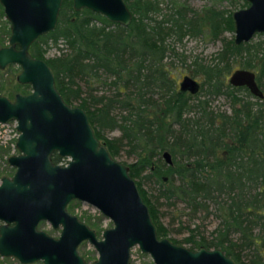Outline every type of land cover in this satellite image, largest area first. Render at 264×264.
Returning a JSON list of instances; mask_svg holds the SVG:
<instances>
[{
  "label": "trees",
  "instance_id": "obj_1",
  "mask_svg": "<svg viewBox=\"0 0 264 264\" xmlns=\"http://www.w3.org/2000/svg\"><path fill=\"white\" fill-rule=\"evenodd\" d=\"M123 1L132 14L127 27L89 10L74 11L71 0H62L55 29L30 46V55L44 60L62 100L69 106L75 102L86 114L111 158L122 151L134 157L128 174L158 237L169 233L160 221L163 204L182 203L188 221L213 205L218 222L211 240L186 226L188 236L172 242L190 250L220 249L236 264H258L264 255V96L248 101L247 93L241 96L225 85L224 75L230 59L237 58L242 68L256 72L264 95V40L234 46L220 39L224 30L232 31L222 12L192 13L187 19L181 9L161 12L156 0ZM205 29L222 49L216 64L201 66L200 92L228 98V113L213 112L204 98L180 93L172 72L170 57L176 54L165 41L180 42ZM48 44L58 53L44 59ZM113 132L118 135L106 137ZM143 183L154 194L143 190Z\"/></svg>",
  "mask_w": 264,
  "mask_h": 264
},
{
  "label": "water",
  "instance_id": "obj_2",
  "mask_svg": "<svg viewBox=\"0 0 264 264\" xmlns=\"http://www.w3.org/2000/svg\"><path fill=\"white\" fill-rule=\"evenodd\" d=\"M249 6L232 15L234 44L264 33V0H246ZM75 11L86 9L109 23L127 27L131 14L122 0H71ZM10 28L6 47L0 48V70L9 65L20 69L16 82L28 85L27 95L12 101L0 96V124L16 122L18 155L7 163L11 178L0 183V256L14 257L23 264H85L76 248L86 240L98 252L92 264H128V251L137 246L155 264H234L219 250L190 251L158 239L147 207L128 167L113 160L94 137L86 114L68 106L59 95L46 64L28 54L29 46L55 29L61 0H0ZM232 86H246L261 94L251 72L238 70L229 78ZM180 90L194 93L198 85L185 76ZM70 158L65 167L50 157ZM167 165L170 155L162 153ZM77 200L109 218L113 228L96 241L93 232L65 211ZM264 217V212H263ZM40 221L53 229L61 226L58 239L36 230Z\"/></svg>",
  "mask_w": 264,
  "mask_h": 264
},
{
  "label": "rangeland",
  "instance_id": "obj_3",
  "mask_svg": "<svg viewBox=\"0 0 264 264\" xmlns=\"http://www.w3.org/2000/svg\"><path fill=\"white\" fill-rule=\"evenodd\" d=\"M160 3L159 8H170L172 7L182 6L187 7L194 11L195 13L200 14L205 9H213L215 11H224L225 14L228 12H233L238 9L242 8V1L241 0H158ZM171 4V3H173ZM0 28L3 29L5 32L6 25L4 24V19L0 18ZM188 37V38H187ZM182 39L181 42L173 43L171 39H167L166 43L173 47V50L176 54L175 57H170L172 62V72L176 74L177 80L179 81L181 76H189L194 78L195 80L201 82L203 80L202 75V67L213 66L216 61L217 53L222 49V42L217 40H212L210 36L207 35V31L203 30V32L196 37L194 36H187ZM220 39L225 38V40L233 39V33L222 32L219 36ZM263 37H254V40H262ZM60 45V44H59ZM58 47H61L59 46ZM58 53L56 47L49 46L47 49V53L45 57L50 58L56 56ZM230 70H235L238 68V60L234 58L229 62ZM18 72L17 67H9L5 71H0V86L2 84H6L9 79H12ZM105 90H103L104 92ZM101 92V93H103ZM237 96H242L243 93L241 92L240 95L236 94ZM207 100V104L209 109L213 112H225L228 113L230 111L229 107V99L224 96H204L202 97V92L198 94V100ZM248 101L254 103L257 101L254 97H248ZM76 103H71V106H75ZM118 132L109 133L106 137L117 136ZM14 138V126L13 124H6L4 126H0V146H5L6 149L9 150V155H15L17 152L15 151L14 147L10 143V141ZM134 157H128L125 151L120 152L119 156L115 158V161L118 163L128 165L133 162ZM13 173V169L10 168L8 165H3L2 161L0 162V174L10 177ZM136 181V180H135ZM143 190H145L148 194H154L153 188L151 185L147 183L142 184ZM69 212L72 213L78 219L84 221L88 226L95 227L96 231L99 233L102 230L111 227L110 222L104 219L97 211L92 209L85 204L80 202L72 201L68 207ZM211 214L207 217H203L204 213L199 212L196 213L194 218L188 221L187 219V209H184V205L178 203L175 206H167L163 204L159 208L160 213L165 214L161 215L160 221L163 226L167 227L169 233L167 235L168 239L171 240H180L187 236V231L182 230L180 233L175 232L176 229L180 228V222L183 226H188L189 229L198 228V232L200 235L210 238V232L213 230L215 225L218 222V214L214 211L213 205L209 206L208 208ZM182 212V213H180ZM172 216V217H171ZM174 216V217H173ZM182 217V218H180ZM180 218V219H179ZM172 220V221H171ZM170 222H172L170 224ZM38 229L44 231L49 236L53 238H57L59 235L60 228L53 230L48 224L40 223L38 225ZM186 247V246H185ZM137 252V251H136ZM78 253L81 256H85L88 258L89 262L96 258V254L91 248L90 245L87 243L81 244L78 248ZM142 264H148V256H141ZM0 264H19L16 262L15 259L7 257L2 258L0 257ZM33 264H41L40 262H35Z\"/></svg>",
  "mask_w": 264,
  "mask_h": 264
},
{
  "label": "flooded vegetation",
  "instance_id": "obj_4",
  "mask_svg": "<svg viewBox=\"0 0 264 264\" xmlns=\"http://www.w3.org/2000/svg\"><path fill=\"white\" fill-rule=\"evenodd\" d=\"M149 1H151V0H149ZM243 3H242V8L241 9H238V10H236V11H233V12H228L227 14H225V12L224 11H216V12H222V14H223V16H229L230 17V21H231V23H232V31L231 32H229V31H227V30H224L223 32H228V33H233V39H229V40H225V38H223L225 41H232V43H233V45L234 46H243V45H246V44H249V43H255V42H259V41H261V40H254V37L255 36H257V37H263L264 38V33H255L247 42H241V43H239V44H234V23H233V18H232V15H233V13L234 12H237V11H239V10H245V9H247L248 8V6H249V3L246 1V0H241ZM61 2H62V0H61ZM122 2L124 3V1L122 0ZM156 2L158 3V8H159V6H160V3H159V1L158 0H156ZM173 2V1H172ZM171 4H173V5H175L174 4V2L173 3H171ZM71 5H72V3H71ZM124 5H125V7L127 8V6H126V4L124 3ZM61 6V5H60ZM73 9V8H72ZM128 9V8H127ZM159 9H161V12H163V13H171V12H173L172 11V9H181V10H183V12H185V15H186V18L187 19H189V18H194V16H193V14L192 13H195L194 11H192L191 9H189V8H187V7H182V6H178V5H176V7H172V5H171V7L170 8H167V7H165V8H159ZM60 10V9H59ZM82 10V9H81ZM86 10V9H85ZM208 10H212V11H215V10H213V9H205L203 12H201L200 14H198V13H195L197 16H201V15H203L206 11H208ZM75 11V10H74ZM78 11H80V10H78ZM128 11H129V9H128ZM91 12V11H90ZM130 12V11H129ZM93 13V12H92ZM59 14V13H58ZM95 14V13H94ZM130 14H131V12H130ZM98 15V14H97ZM100 16V15H99ZM102 17V16H101ZM0 18H3L4 19V24L6 25V31L4 32L3 31V29L2 28H0V48H2V47H6L7 46V42H8V38H9V34H10V31H9V28H10V25H9V23H8V21L6 20V18H5V15H4V12H3V8H2V6L0 5ZM131 19H132V14H131ZM108 22V21H107ZM57 23V22H56ZM113 24V23H112ZM56 27V26H55ZM206 30V29H205ZM207 31V30H206ZM48 33H50V32H47L46 34H44V35H42V36H45V35H47ZM207 35L208 36H210L208 33H207ZM187 36H189V35H185V36H183L182 37V39L184 38V37H187ZM197 36V35H196ZM196 36H194V37H196ZM41 36H39L38 38H40ZM211 37V36H210ZM37 38V39H38ZM188 38V37H187ZM36 39V40H37ZM182 39H181V41H182ZM211 39L213 40V38L211 37ZM35 40V41H36ZM262 40H264V39H262ZM34 41V42H35ZM167 41V40H166ZM165 41V42H166ZM180 41V42H181ZM33 42V43H34ZM32 43V44H33ZM176 43H178V42H176ZM31 44V45H32ZM30 45V46H31ZM30 46H29V48H30ZM50 46V44H48V47ZM46 53H47V51H46ZM45 53V54H46ZM28 54L30 55V53H29V49H28ZM31 56V55H30ZM32 57V56H31ZM32 58H34V57H32ZM34 59H37V58H34ZM44 59H47V57H45V55H44ZM39 60H42V59H39ZM230 60H232V59H230ZM238 60V59H237ZM43 62H44V60H42ZM216 61V60H215ZM45 63V62H44ZM46 64V63H45ZM216 64V63H215ZM13 66H15V67H17V69H18V72H17V74L12 78V79H9L7 82H6V84L4 85V84H2L1 86H3L5 89L3 90V91H1L0 92V96H2V97H4V98H7L9 101H12L13 100V98H14V96L16 95V94H19V95H27V94H29L30 92H31V89H30V87L28 86V85H21V84H18L17 82H16V76L19 74V72H20V69H19V67L17 66V65H9V66H6L4 69H2V70H0L1 72L2 71H5L6 69H8L9 67H13ZM47 66V65H46ZM48 67V66H47ZM48 69H49V67H48ZM229 70H230V65H229ZM238 70H244V71H248V72H251L252 74H253V76H254V83H255V86L257 87V89L259 90V92H260V94H261V97H256V96H254V95H252L251 93H250V91H249V89L244 85V86H232V85H230L229 83H228V80H229V78H230V76L235 72V71H238ZM49 71H50V69H49ZM52 75V74H51ZM183 77H185V76H181L180 77V79H179V81L177 80V83H176V86H177V89H178V91L180 92V93H184V94H186V95H189V96H192V97H198V94L200 93V87H201V82H199V81H197V80H195L194 78H192V77H190L192 80H194L195 82H196V84L198 85V89L194 92V93H189L187 90H180V87H179V84L181 83V81H182V78ZM189 77V76H188ZM224 80H225V85L227 86V87H229L230 89H232V90H234V91H236V90H240L241 92H245V93H247L248 94V96H250V97H254V98H256V99H262L263 98V92H262V89H261V87L258 85V76H257V74H256V72H254L253 70H249V69H245V68H242L241 67V65H240V62L238 61V68L237 69H235V70H232L231 72H227L226 73V75H224ZM53 82H54V80H53ZM17 86V87H19V88H16V89H14V88H12V87H14V86ZM0 86V87H1ZM7 91H10V93H8ZM236 93V92H235ZM60 95V94H59ZM228 99V98H227ZM229 102H230V100H229ZM69 106V105H68ZM70 107H75V106H70ZM229 107H230V103H229ZM7 124H13V126H14V138L10 141V143L12 144V146L14 147V149H15V151L17 152V154H15V155H9V150L8 149H6V147L5 146H0V162L2 161V163H3V165H8V163H7V159L9 158V157H12V156H16V155H18L19 153H18V151H17V149H16V147H15V144H16V141H17V138H18V135H19V133H18V131L16 130V122L15 121H13V122H8ZM4 125H6V124H0V126L2 127V126H4ZM90 127V126H89ZM92 130V129H91ZM94 135V134H93ZM95 137V136H94ZM99 142V141H98ZM100 144H102L103 146H104V144L103 143H101V142H99ZM104 148H105V146H104ZM106 150V149H105ZM107 152V151H106ZM53 156H56L58 159H60L62 162H58V163H56V162H53V160H52V157ZM161 158L163 159V157H162V154H161ZM113 159V158H112ZM50 160H51V162L54 164V165H58V166H61V167H65L66 165H67V163L70 161V158H59L57 155H56V153H53L52 155H51V157H50ZM113 160H115V159H113ZM164 160V159H163ZM170 160H171V158H170ZM117 162V161H116ZM164 162H165V160H164ZM166 163V162H165ZM121 164V163H120ZM124 165V164H123ZM9 166V165H8ZM126 166V165H125ZM10 167V166H9ZM10 168H12V167H10ZM13 169V173H14V168H12ZM13 173H12V175H13ZM11 175V176H12ZM129 175V174H128ZM11 176L10 177H7V176H5V175H2V174H0V183H1V179L2 178H11ZM133 180V179H132ZM134 181V180H133ZM134 183H135V181H134ZM136 185V184H135ZM137 188V187H136ZM73 201H76V202H79V201H77V200H73ZM72 201H70V202H68V204L66 205V207H65V211H66V213H68L70 216H73V217H75L74 215H72V213H70L69 212V209H68V207H69V205H70V203H71ZM80 203H82V204H85L86 206H89V207H91L92 209H94L95 211H97L98 213H99V215H101L104 219H106V220H108L109 222H110V225H111V227H109V228H107V229H104V230H102V232H98V231H96V228L95 227H90V226H88L84 221H82V220H80V219H78L77 217H75L76 218V220L80 223V224H82V225H84L89 231H91V232H93V235H94V238H95V240L96 241H98V242H100V241H103V233L105 232V231H107V230H109V229H112L114 226H113V224H112V222H111V220H109V218H107V217H105L103 214H101L96 208H94V207H92V206H90V205H88V204H86V203H83V202H80ZM180 204H182V203H180ZM146 206V205H145ZM209 208V207H208ZM148 211V210H147ZM264 212V211H263ZM197 213H199V212H197ZM204 213V216L203 217H207V216H209L210 214H211V212H210V210L208 209V213L206 214L205 212H203ZM262 217H263V213H262ZM150 218V217H149ZM180 218H182V217H180ZM179 218V219H180ZM264 218V217H263ZM150 221H151V219H150ZM44 221H40L38 224H37V226H36V230L37 231H41V232H43V233H45L44 231H42V230H39L38 229V225L40 224V223H43ZM44 223H46V224H48L49 226H50V224L49 223H47V222H44ZM151 223H152V221H151ZM2 224V222H0V225ZM152 225H153V223H152ZM154 226V225H153ZM180 228H178V229H176L175 230V232H181L182 230H186L185 229V227L186 226H183L182 225V223L180 222ZM51 227V226H50ZM52 228V227H51ZM58 228H60V231H59V235H60V232H61V226H58L56 229H58ZM53 229V228H52ZM56 229H53V230H56ZM154 229H155V227H154ZM192 229H196L197 230V234H199V236H200V233L198 232V228H192ZM214 229V228H213ZM187 231V230H186ZM212 231L213 230H211V232H210V235H209V237L210 238H206V237H204V238H206L207 240H211L212 239V237L214 236V233H212ZM257 231H259V229L258 228H256L255 229V233H257ZM48 237H50V238H52V239H58V237H59V235H58V237L57 238H53V237H51V236H49L47 233H45ZM155 234H156V231H155ZM156 236H157V234H156ZM187 236H188V232H187ZM186 236V237H187ZM202 236V235H201ZM186 237H184V238H186ZM157 238L158 239H165V240H168L169 242H171L172 244H175V245H178V246H180V247H184V248H186V249H188V250H190L189 248H188V246L187 245H184L183 243L182 244H176V243H173L172 242V240L171 239H168L167 238V236L166 237H163V238H161V237H158L157 236ZM183 240V238L182 239H180V240H177V241H182ZM84 243H87L88 245H90L91 246V248L93 249V251L95 252V254H96V258L94 259V260H92L91 262H89V260H88V258L87 257H85V256H81L79 253H78V248H79V246L81 245V244H84ZM186 246V247H185ZM201 248H204V247H201ZM206 249V248H205ZM196 250H198V249H196ZM196 250H190V251H196ZM207 250H219V251H221L220 249H213V248H211V249H207ZM137 251V252H136ZM76 252H77V254H78V256H81V258H82V260L84 261V263L85 264H92V262L93 261H95V260H97L98 259V252L95 250V248H94V246L93 245H91L89 242H87L86 240H83L82 242H80L79 243V245L77 246V248H76ZM222 252V251H221ZM223 253V252H222ZM223 255L225 256V254L223 253ZM141 256H148V258H149V262H148V264H155L154 262H153V260H152V258L148 255V254H145V253H142L140 250H139V248L137 247V246H133V247H131L130 249H129V251H128V264H142V260H141ZM0 257H2V258H7V257H5V256H0ZM227 257H229V256H227ZM10 258H13V259H15L16 260V262L17 263H19V264H23V263H21V262H19L16 258H14V257H10ZM230 258V257H229ZM260 260L258 259L257 260V263L258 264H264V255L263 256H261L260 255ZM231 259V258H230ZM233 262H234V260L233 259H231ZM35 262H40L41 264H43V262H42V260L41 259H39V260H37V261H34V262H31V263H29V264H33V263H35ZM234 264H236L235 262H234Z\"/></svg>",
  "mask_w": 264,
  "mask_h": 264
}]
</instances>
